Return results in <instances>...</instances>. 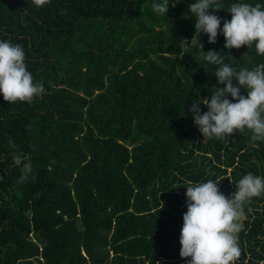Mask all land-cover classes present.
<instances>
[{"label":"trees","instance_id":"obj_1","mask_svg":"<svg viewBox=\"0 0 264 264\" xmlns=\"http://www.w3.org/2000/svg\"><path fill=\"white\" fill-rule=\"evenodd\" d=\"M162 2L0 0V41L22 47L45 90L31 103L0 95V264H187L181 189L219 180L227 197L244 175L264 178V140L203 138L193 123V100L223 87L219 66L185 46L195 0H168L165 15L152 9ZM217 2L221 28L233 3L264 5ZM199 40L236 70L264 63L254 45L225 49L222 33ZM14 153L32 166L25 182ZM243 207L234 264H264V193Z\"/></svg>","mask_w":264,"mask_h":264},{"label":"clouds","instance_id":"obj_2","mask_svg":"<svg viewBox=\"0 0 264 264\" xmlns=\"http://www.w3.org/2000/svg\"><path fill=\"white\" fill-rule=\"evenodd\" d=\"M49 2L32 0L37 8ZM188 7L195 20V32L190 42L184 40L185 46H198L203 60L219 66L213 75L223 85L222 88L211 87L210 98L193 100L188 109L193 123L203 138L224 139L233 133H245L247 129L252 142L264 140V63L251 69L242 67L236 70L224 63L219 51H203L199 40V34L205 33L208 42L215 43L219 32L225 39V49L254 45L256 53L264 55V5L233 3L227 9L231 19L224 20L222 28V18L214 12L224 7L217 0H195ZM168 8V0L152 5L153 11L160 15H165ZM233 79L239 87L233 85ZM241 87L247 89V96L240 93ZM44 91L43 84L34 82L28 71L22 47L7 40L0 41V95L4 101L31 103ZM229 95L232 100L227 98ZM201 103L207 108L203 113L199 107ZM10 146L16 147L11 141ZM24 159L18 153L13 154L14 164L22 165L20 182L27 181L32 172L30 163L22 164ZM235 188L226 197L219 190L218 181L190 183L186 187L187 211L182 216L179 255L181 258L190 257L187 264H234L240 257L238 233L246 218L243 206L251 198L264 193V178L248 173L235 182Z\"/></svg>","mask_w":264,"mask_h":264},{"label":"rangeland","instance_id":"obj_3","mask_svg":"<svg viewBox=\"0 0 264 264\" xmlns=\"http://www.w3.org/2000/svg\"><path fill=\"white\" fill-rule=\"evenodd\" d=\"M195 152H196V151H195ZM227 169H229V167H228ZM216 177H218V178L220 179V175H217ZM217 181H218V187H219V190L221 191L222 184H220L219 180H217ZM181 190H182V191H183V190H186V187H183ZM181 190H178V192H180ZM231 190H232V189H231ZM221 192H223V191H221ZM229 194H230V192H229ZM24 224H25V229H24V230L27 231V229H28V225H27L26 222H25ZM28 232H29V231H27L26 233H28ZM28 234H30V232H29ZM102 264H103V263H102Z\"/></svg>","mask_w":264,"mask_h":264},{"label":"crops","instance_id":"obj_4","mask_svg":"<svg viewBox=\"0 0 264 264\" xmlns=\"http://www.w3.org/2000/svg\"><path fill=\"white\" fill-rule=\"evenodd\" d=\"M182 262H183L182 260L179 261V263H182Z\"/></svg>","mask_w":264,"mask_h":264}]
</instances>
